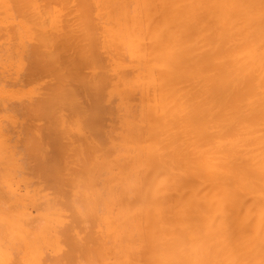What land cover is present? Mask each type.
Wrapping results in <instances>:
<instances>
[{"label":"bare ground","instance_id":"6f19581e","mask_svg":"<svg viewBox=\"0 0 264 264\" xmlns=\"http://www.w3.org/2000/svg\"><path fill=\"white\" fill-rule=\"evenodd\" d=\"M0 264H264V0H0Z\"/></svg>","mask_w":264,"mask_h":264}]
</instances>
